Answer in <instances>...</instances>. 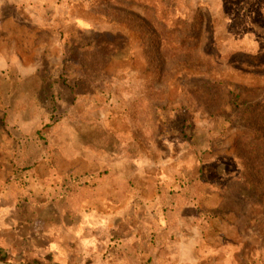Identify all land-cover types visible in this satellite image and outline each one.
<instances>
[{
  "label": "rangeland",
  "instance_id": "obj_1",
  "mask_svg": "<svg viewBox=\"0 0 264 264\" xmlns=\"http://www.w3.org/2000/svg\"><path fill=\"white\" fill-rule=\"evenodd\" d=\"M169 1L0 0V190L79 213L61 264H264V0Z\"/></svg>",
  "mask_w": 264,
  "mask_h": 264
},
{
  "label": "crops",
  "instance_id": "obj_2",
  "mask_svg": "<svg viewBox=\"0 0 264 264\" xmlns=\"http://www.w3.org/2000/svg\"><path fill=\"white\" fill-rule=\"evenodd\" d=\"M25 193L0 190V264H61L58 232L72 233L79 213Z\"/></svg>",
  "mask_w": 264,
  "mask_h": 264
},
{
  "label": "trees",
  "instance_id": "obj_3",
  "mask_svg": "<svg viewBox=\"0 0 264 264\" xmlns=\"http://www.w3.org/2000/svg\"><path fill=\"white\" fill-rule=\"evenodd\" d=\"M104 3H117V2H131V3H136L137 4H143V5H156L158 9L156 8V17H158L159 21L163 24V26H167L169 24L174 23V16L173 14L176 13L177 8L172 6V1H166V0H102ZM227 1V0H226ZM231 0H228V2ZM232 4V3H230ZM155 6H152V8ZM175 26V25H174ZM124 40V39H122ZM121 40V41H122ZM118 40H109L105 37H103L100 40V45L105 47V48H111V50L116 51L121 49L122 47V42ZM170 48L172 47H177L178 45L175 44L174 42H170ZM177 45V46H176ZM175 49V48H174ZM179 49V48H177ZM244 58V60H252L255 63H261L264 61V53L261 54H241ZM238 98L239 96H236V99H233L227 104L226 109H231L235 110L236 105L238 104ZM252 110L250 108L248 111ZM227 111H224V115L226 114ZM252 118L250 120L254 121L255 125H257V128L254 129L253 134L254 138L253 141L254 143L257 144H262V145H257L261 149H264V104H260L258 106V109L253 113L251 111ZM220 120L218 118H215V122L212 126V128H207V127H200L196 126L194 124H190L187 127H183L182 129L178 132V136L186 140L191 147H197V145H201L204 140H207L209 143H212L213 136L212 134L214 133V126L219 125ZM214 129V130H213ZM168 244L167 239H164L161 237L160 234H154L149 238V242L147 245H149L147 248L151 249L153 251L160 250L164 248ZM137 245H140L137 243ZM142 246V245H141ZM140 246V247H141ZM141 249H144V247ZM146 249V248H145ZM144 251V256H149V253L146 250ZM151 261V258L149 259Z\"/></svg>",
  "mask_w": 264,
  "mask_h": 264
}]
</instances>
